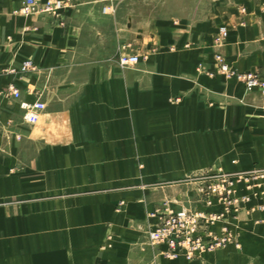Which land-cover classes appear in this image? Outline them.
Instances as JSON below:
<instances>
[{"label": "crops", "instance_id": "crops-1", "mask_svg": "<svg viewBox=\"0 0 264 264\" xmlns=\"http://www.w3.org/2000/svg\"><path fill=\"white\" fill-rule=\"evenodd\" d=\"M21 2L0 0V264H264V197L230 222L237 245L187 260L146 243L155 193L119 188L264 168V93L217 71L212 47L225 24L227 63L264 78V0H212L190 24L141 34L124 29L122 0H62L57 15L15 13ZM133 39L146 56L121 68ZM25 59L36 69L20 72ZM36 98L29 125L18 103Z\"/></svg>", "mask_w": 264, "mask_h": 264}, {"label": "built area", "instance_id": "built-area-1", "mask_svg": "<svg viewBox=\"0 0 264 264\" xmlns=\"http://www.w3.org/2000/svg\"><path fill=\"white\" fill-rule=\"evenodd\" d=\"M64 3L62 0H46L42 4L37 0H22L21 5L14 12L21 15L35 13H48L57 15ZM105 10V9H104ZM227 29L220 26L213 38V46L218 49L223 46L227 38ZM216 70L228 77H234L241 82L246 90L259 89L264 92V80L253 72H237L225 60L218 50L213 54ZM139 61L136 53L121 54L117 64L121 68L129 67ZM36 69L31 59H25L19 66L20 72ZM8 91L14 98L20 97L19 90L13 85L8 86ZM19 108L23 111L22 119L29 125H34L39 120L40 114L45 109V104L39 98L32 102L20 100ZM207 181L204 182V179ZM198 183L197 190L202 193L199 207H180L174 209L166 206L164 211L155 209L150 212L156 218L155 223L147 230V241L163 247L161 253L165 257L182 255L188 260L194 259L199 254L236 243L234 232L230 225L229 217H234L241 211L242 203L258 194L259 199L264 197V169L252 168L235 173L221 172L209 177L200 176L195 179ZM241 184L238 188V184ZM246 189L245 194H237L239 189ZM215 204L217 210L208 211ZM224 221V222H222ZM219 224L216 231L215 225Z\"/></svg>", "mask_w": 264, "mask_h": 264}, {"label": "rangeland", "instance_id": "rangeland-1", "mask_svg": "<svg viewBox=\"0 0 264 264\" xmlns=\"http://www.w3.org/2000/svg\"><path fill=\"white\" fill-rule=\"evenodd\" d=\"M211 2H212V0H122V3L118 8V13L121 12V14H122V17L124 20V29L132 28L136 34H141V30H139L138 28L145 27L146 30H149L152 33H155L156 31H161L163 29V27L166 26L167 24H168L167 28L172 27L174 29H177L179 20L187 21L188 24H190V23H192V21L208 15L210 13V10H211V8H210ZM107 10H109V9H107V8L105 10L103 9V11H107ZM219 10L222 11L223 9L220 8ZM220 26L227 27L225 24H220L218 26V28ZM159 28H162V29H159ZM227 30H228V27H227ZM217 31H218V29H217ZM217 31L214 33L213 38L216 36ZM213 38H212V42H213ZM136 41H135V39H133L131 41H125L123 44H121V46L119 47V50H118V52H119L118 56L115 57L116 63H117L118 57L121 54H130V53L138 54V52H140L141 54L143 53L141 55V58H144L146 56L145 48L141 47L140 46L141 43L136 42ZM225 41H226V39H225ZM225 41H224V43H225ZM212 47H213V54L217 50L220 53H222L221 49L223 46L216 49V48H214V46L212 44ZM222 55L224 56L223 53H222ZM139 58H140V56H139ZM224 60L226 61L225 57H224ZM213 64H214V60H213ZM232 68L234 70H236L237 72H242V73L243 72H253V73H256L258 75V77H260L261 79L264 80V78L260 75V73L257 70L239 71L235 67H232ZM230 78H234V77H230ZM234 79H236V78H234ZM254 90H258L260 93H264L257 88L252 89V90H246V91H254ZM252 168L264 169L262 167H252ZM252 168H249V169H252ZM243 170H248V169L226 171V170L222 169L219 165H216L214 167H209L207 169H203L202 171H199V172L186 174L181 179H178L176 181L166 180L164 178H157L153 181H150V180L144 181V179L141 176H137L136 178L132 179V181L127 182V183H123L122 185H120L119 188H122L123 190H126V191L132 190V191L145 192L148 190L151 193H155L154 196H156L157 198L154 200V202L156 203L154 210L158 209L160 211H164V208L166 206H171V205H172L171 207H173L174 209H178L180 207L196 208V207H199V205L202 201V195H201L202 193H199L197 190V186L199 183L195 180L197 177L204 176V177L211 178V176L216 175V173H219V171L235 173V172L243 171ZM205 181H207V178L204 179V182ZM112 187H114V186H111V188ZM171 187H174V188L177 187L178 189H176V191H174V190L171 191V190H169ZM167 188H168V190H167ZM179 188H182V191H183L181 200H178V198H176L177 193H175L176 195H174V198L168 196L170 194H174V192H178ZM164 194L166 195V198H164ZM214 205L212 207H215ZM212 207H209L208 211H214L212 209ZM217 209H215V210H217ZM151 217H154V216H151ZM237 217H238V214L235 215L234 217H229L228 219L231 222L232 220H234ZM154 219L156 221L155 217H154ZM155 221H154V223H155ZM222 222H224V221H222ZM154 223H152L150 225V227ZM228 226L231 227L230 225H228ZM146 235H147V231H146L145 236ZM146 243H147V245L154 248V252L156 255L164 257V258H170V257H165L161 253V251L163 250V247H159V245H157V244L149 243L147 241V237H146ZM217 249H219V248H217Z\"/></svg>", "mask_w": 264, "mask_h": 264}, {"label": "bare ground", "instance_id": "bare-ground-1", "mask_svg": "<svg viewBox=\"0 0 264 264\" xmlns=\"http://www.w3.org/2000/svg\"><path fill=\"white\" fill-rule=\"evenodd\" d=\"M63 8V7H62ZM226 29H227V27H225ZM227 34H228V30H227ZM222 73V72H221ZM38 122V121H37ZM239 185H240V183H239ZM239 185H238V188H239ZM245 193H247L246 192V189L244 188V186H243V189H239L238 191H237V194H245ZM254 197H260V196H258V194L256 195V196H252V198H254ZM251 198V199H252ZM250 199V200H251ZM250 200H248V201H246V202H244V204H246V203H248ZM242 205H243V203H242ZM242 205H241V207H242ZM242 210V209H241ZM238 214H239V212H238ZM237 215V214H236ZM224 247V246H223ZM221 248V247H220ZM217 249V248H216ZM215 250V249H214ZM211 251H213V250H211ZM206 252H208V251H206ZM180 256H182V255H180Z\"/></svg>", "mask_w": 264, "mask_h": 264}]
</instances>
